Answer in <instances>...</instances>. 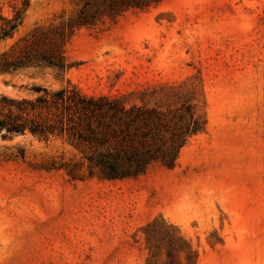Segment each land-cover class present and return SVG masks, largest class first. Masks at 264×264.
Wrapping results in <instances>:
<instances>
[{
	"label": "rangeland",
	"instance_id": "obj_1",
	"mask_svg": "<svg viewBox=\"0 0 264 264\" xmlns=\"http://www.w3.org/2000/svg\"><path fill=\"white\" fill-rule=\"evenodd\" d=\"M84 7L29 0L0 60L67 33L71 68L0 72V98L70 84L171 113L172 128L191 105L202 129L173 166L115 180L67 138L0 132V264H264V0H164L90 23Z\"/></svg>",
	"mask_w": 264,
	"mask_h": 264
},
{
	"label": "trees",
	"instance_id": "obj_2",
	"mask_svg": "<svg viewBox=\"0 0 264 264\" xmlns=\"http://www.w3.org/2000/svg\"><path fill=\"white\" fill-rule=\"evenodd\" d=\"M162 1L85 0L79 21L90 23L99 14L119 17ZM28 7L29 0H20L12 17L0 9V42L14 37ZM68 38L67 33L34 37L19 55L0 60V72L51 69L64 75L71 68L66 57ZM33 90L37 94L34 99L0 98V132L4 137L30 133L44 141L67 138L91 150L88 160L108 180L136 178L158 161L173 166L188 138L202 129L193 107L187 104L176 115L190 121L172 128L171 113L129 106L123 98L88 96L70 84L57 90Z\"/></svg>",
	"mask_w": 264,
	"mask_h": 264
}]
</instances>
